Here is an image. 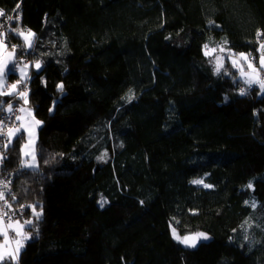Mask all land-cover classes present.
I'll return each instance as SVG.
<instances>
[{"label": "trees", "instance_id": "1", "mask_svg": "<svg viewBox=\"0 0 264 264\" xmlns=\"http://www.w3.org/2000/svg\"><path fill=\"white\" fill-rule=\"evenodd\" d=\"M0 9L13 14L14 61L41 65L25 82L37 167H21L23 132L2 150L22 170L17 202L35 209L13 217L28 236L19 264H264V89L228 58L217 74L209 52L224 45L257 64L264 0ZM21 29L34 34L29 48ZM12 100L22 102L0 95ZM190 233L206 238L192 248L176 238Z\"/></svg>", "mask_w": 264, "mask_h": 264}, {"label": "rangeland", "instance_id": "2", "mask_svg": "<svg viewBox=\"0 0 264 264\" xmlns=\"http://www.w3.org/2000/svg\"><path fill=\"white\" fill-rule=\"evenodd\" d=\"M24 33L23 36H21L23 42L25 43V46L27 48H29L28 46V43L25 41L24 37L25 36H28L29 32L33 33L31 30H25V29H21L19 30L18 33ZM33 39H34V36H30L29 37V41L31 42V45H32V42H33ZM0 40H3L4 42V46L3 47H0V58L3 59V61L5 63L8 64V61L9 60H12L14 58V50H13V47L9 46L7 43H6V40L4 37H0ZM262 43H260L261 45ZM264 44V42H263ZM260 45L257 49V52L260 54L258 56V65L257 64H254L255 63V56L251 55L252 57L249 58L245 53V56L248 57V60L247 61H243V60H239V54L241 53L239 50V52L236 50H232L230 48H228L227 46H224V45H219L218 47H216V51L213 52L215 53L214 55V59L215 57L219 56L220 57V63L223 64L224 61L228 58L230 60V62L232 63V59H237L238 60V63L236 65L237 68L240 69L239 71V76L240 77H244V80L245 79H249L248 77L249 76H252L253 72H251L248 68H247V64L248 63H252L253 66L255 68H259V61H260V56H261V51H260ZM224 48L225 51L224 52H220V48ZM209 51V50H208ZM209 52H212V50H210ZM229 52L235 54L234 56H232L231 58H229ZM39 62V61H24V62H21V63H18V64H21V66L23 64H27L28 67L25 69V72L27 73V75L29 76V69H30V66L32 65L33 68L35 70H38L36 67H35V64ZM243 62H246V64L244 65ZM40 64V62H39ZM233 64V63H232ZM41 66V65H40ZM215 66H217V60L215 59ZM241 68L244 69V72L247 74V75H241ZM40 69V67H39ZM17 73H18V76L19 78L14 80V81H8L7 80V70H6V83L5 82H0V89H2L3 91L5 92H11L12 91V88H11V85L13 84H16L17 81L20 79V70L19 68H17ZM252 73V74H251ZM263 72H259L258 74L256 73V79H262L264 74H262ZM254 79V80H256ZM26 83H23V84H19L17 85V89L16 91H24L27 93L28 91V87L25 85ZM2 96H9V95H2ZM12 97H18V98H21L20 96H16V95H12ZM22 99V102L18 103L16 105V107L19 109H23V111H19L18 115L20 116V120H19V123L20 125L23 124L24 128L27 129V131H23V134H24V138H23V141L21 143V147H20V155H21V160H26L28 161L29 163H32L35 165L34 168L37 167V161H36V155H35V143H36V140L38 138L37 136V131H38V126L40 125V121L34 117L33 113H32V109L31 107L27 104V102H25V100L27 101V95L25 98H21ZM8 104H12V102H9V103H6L4 105V109L5 111H7V105ZM13 106V105H12ZM8 112V111H7ZM39 121V123L37 124L36 122ZM9 128H13V127H10L9 125H3L2 128H0V133H3V135H0V136H3L2 137V141H3V148H6L7 145L9 144V138L7 136V133H8V129ZM29 133H31V135H29ZM15 137V135L11 138V140H13V138ZM27 144L28 147L25 148L24 145ZM23 149V151H22ZM1 150H0V155H1ZM24 152H27L28 155L25 156L24 155ZM33 157H35V159L33 160ZM17 221L19 222V225H22L23 227H18L17 226ZM11 224L12 227H8V225ZM25 224L22 220L20 219H12L7 225H5V223L3 222V225H2V228H3V231L0 232V251H4L5 253H11L12 255H15V259L12 258V255H5V258L7 260V263L5 264H14L15 262H17V257L19 255V252L21 250V248L23 247V244H24V241L26 239H23L22 236H27L26 233H25ZM8 230H11L14 232V234L17 235L16 239L14 240V242L12 243L11 240L8 238L7 236V231ZM21 233V235H18L17 233ZM187 235V234H186ZM185 235H176V238L179 242L182 243V239ZM28 237V236H27ZM17 241L20 242V244L22 245V247H20V250L19 252L16 251L17 249ZM183 244V243H182ZM3 259V260H4ZM3 260H0V262H2Z\"/></svg>", "mask_w": 264, "mask_h": 264}, {"label": "snow or ice", "instance_id": "3", "mask_svg": "<svg viewBox=\"0 0 264 264\" xmlns=\"http://www.w3.org/2000/svg\"><path fill=\"white\" fill-rule=\"evenodd\" d=\"M0 15H3V11H2V10H0ZM9 19H11V17H9ZM19 35L23 36L24 33L21 32V33H19ZM30 36H34V34L31 33V32H29L28 36H25V37H24V39H25V41L28 43V46H29V47L32 46V45H31V42L29 41V37H30ZM3 46H4V42H3V40H0V47H3ZM204 47H205V49H207V48H208V45H205ZM215 51H216V49L213 48V49H212V52H215ZM224 51H225V49L221 47V48H220V52H224ZM260 51H261V56H260V61H259V68H258V69L255 68V67L253 66L252 63H248V64H247V68H248L251 72H253V73L264 72V44H261V45H260ZM205 55H209V53L206 51V52H205ZM234 55H235V54L229 52V58H231V57L234 56ZM215 59L217 60V66H216V68H215V71L217 72V74H219L220 71H221V68L223 67V65L220 63V57H219V56L215 57ZM239 60L247 61V60H248V57L245 56L244 53H240V54H239ZM232 63H233V66H236L237 63H238V60H237V59H232ZM27 67H28L27 64H23V65L21 66V64L16 63L14 60L11 62V67H9V64L5 63V62L3 61V59L0 58V82H5V83H6V70H7V73H14L15 70H16L17 68H19V70H20V74H21V75H20V79L17 81V83L11 85L12 91H11V92H5V91H3L2 89H0V95H16V96H20L21 98H25V97H26V95H27L26 92H24V91H19V92H18V91H16V89H17V85L25 83V82L30 78V77H28L27 73L25 72V69H26ZM35 67H36L37 69H39V67H40L39 62H37V63L35 64ZM241 75H242V76H243V75H247V74L244 72V69H243V68H241ZM244 82H245L246 84H248V85H252L253 83H259V84H260V87H261L262 89H264V79H256V80H253V79H245ZM57 87H58V89L62 90L63 85L61 84V85H58ZM240 93H241L242 95L245 94V89L241 88V89H240ZM25 102H27V101L25 100ZM3 105H4V102H3V101H0V112H2V111L5 110L4 107H3ZM7 111H8L9 113H12V112H13V106H12V104H8V105H7ZM18 111H23V109H19ZM13 114H14V113H13ZM14 115H15V114H14ZM15 119H16L17 121H19L21 118H20L19 115H15ZM36 123L38 124L39 121H37ZM2 127H3V124L0 123V128H2ZM23 131H27V129L24 128L23 124H21L19 127L9 128V129H8V133H7V136H8V138H9V143L11 142V138H12L14 135L17 136V139H22V138H23V137H22V132H23ZM18 134H19V135H18ZM0 135H3V133H0ZM29 135H31V133H29ZM24 147L27 148L28 145L25 144ZM22 151H23V149H22ZM24 155L27 156L28 153H27V152H24ZM0 159H2V157H0ZM34 159H35V157H33V160H34ZM20 164H21V167H22V168H23V167H27V168H34V167H35L34 164L29 163V162L26 161V160H21V161H20ZM193 183H198V184H199V183H203V182H202L201 180H196V181H193ZM0 185H4V187L7 188V185H6L3 181H0ZM204 186H205V187H210L209 185H204ZM248 187H249V188L252 187L251 182L249 183ZM4 198H5V192H4L3 190H0V200H4ZM13 199H15V198L13 197ZM252 206L254 207L255 205L253 204ZM9 207H10V206H9ZM33 211H35L34 208H33ZM4 215H7V213H4ZM37 215H38V214H37ZM25 223H27V224H31V221H26ZM2 225H3V217L0 216V232L3 231ZM17 226H18V227H23L22 225H19V222H18V221H17ZM8 227H12V225L9 224ZM17 234H18V235H21V233H19V232H18ZM197 237H204V234H203V233H199V234H197ZM197 237H185L184 240H183V242L188 243L190 240H193V241H194ZM22 238H23V239H28L27 236H22ZM204 238H206V237H204ZM193 246H194V244H193ZM20 247H22V245L20 244L19 241H17V249H16L17 252H19ZM6 254H7V255H12L11 253H5L4 251H0V260H3V259L5 258V255H6ZM12 258L15 259V258H16L15 255H12Z\"/></svg>", "mask_w": 264, "mask_h": 264}, {"label": "built area", "instance_id": "4", "mask_svg": "<svg viewBox=\"0 0 264 264\" xmlns=\"http://www.w3.org/2000/svg\"><path fill=\"white\" fill-rule=\"evenodd\" d=\"M2 10V9H0ZM3 15H0V32H4L10 25L11 20L13 18V14H8L4 10ZM11 17V19H9ZM5 40L9 42V44L13 47H17L18 44L14 42H10L9 35L6 34ZM4 113H9L7 111H2ZM18 115V110L17 112L13 110L11 115L13 117L11 118V121H6L4 119H0V123H2L4 126L9 125L10 127H18L19 126V121L15 119V115ZM2 137L0 136V150H3V141ZM0 157V181H3L6 185L7 188L4 187V185H0V190H3L5 192V198L4 200H0V216L3 217V222L7 224L11 219H13L14 216L20 215L19 217L25 218V214L27 213L28 216H32L34 211L32 206H27L25 203H18L17 202V197L14 194V181L16 177L20 174V168H14L10 167L5 164V159L3 155V151L1 152ZM13 197L15 199H13ZM10 206V207H9ZM4 213H7V215H4ZM18 217V219H20ZM7 235L11 241H14L17 237L16 234H14L11 230L7 231ZM18 262V261H17ZM18 264V263H17Z\"/></svg>", "mask_w": 264, "mask_h": 264}, {"label": "bare ground", "instance_id": "5", "mask_svg": "<svg viewBox=\"0 0 264 264\" xmlns=\"http://www.w3.org/2000/svg\"><path fill=\"white\" fill-rule=\"evenodd\" d=\"M10 26V25H9ZM9 28V27H8ZM7 28V29H8ZM6 34H7V31L5 30L4 32H0V37H4L5 38V36H6ZM8 35V34H7ZM6 43L8 44L9 42L8 41H6ZM9 46H11L10 44H8ZM11 47H13V46H11ZM13 49H14V47H13ZM24 61H31V60H23L22 58H21V60H20V62L19 63H21V62H24ZM32 66V65H31ZM11 82V81H10ZM12 95H9V97H11ZM14 98H17V97H14ZM5 105V104H4ZM4 105H3V107H4ZM12 105H13V110L14 111H16L17 112V110H18V108L16 107V105H17V103H15V101L14 100H12ZM19 112V111H18ZM13 117V115H11L10 113H4V112H0V119H4V120H6V121H11V118ZM19 126H20V123H19ZM18 126V127H19ZM22 170H20V172H21ZM14 219V218H13ZM12 220V219H11ZM10 220V221H11ZM21 220V219H20ZM9 221V222H10ZM8 222V223H9ZM7 223V224H8ZM7 224H5V225H7ZM13 232V231H12ZM14 233V232H13ZM190 234H196L197 235V233H190ZM8 236V235H7ZM9 238V237H8ZM200 240H201V237H198ZM12 243L14 242V241H11ZM17 260H18V257H17ZM18 262H15L14 264H17ZM0 264H5V263H2V262H0ZM19 264V263H18Z\"/></svg>", "mask_w": 264, "mask_h": 264}, {"label": "water", "instance_id": "6", "mask_svg": "<svg viewBox=\"0 0 264 264\" xmlns=\"http://www.w3.org/2000/svg\"><path fill=\"white\" fill-rule=\"evenodd\" d=\"M185 237H197V235L196 234H187V235H185L184 237H183V239H182V243L185 245V246H187V247H195L198 243H199V241H200V239L197 237L194 241L193 240H190L188 243H185V242H183V240H184V238ZM193 244H194V246H193Z\"/></svg>", "mask_w": 264, "mask_h": 264}, {"label": "crops", "instance_id": "7", "mask_svg": "<svg viewBox=\"0 0 264 264\" xmlns=\"http://www.w3.org/2000/svg\"><path fill=\"white\" fill-rule=\"evenodd\" d=\"M33 41H34V39H33ZM32 44H33V42H32ZM14 59H15V53H14V58H13L12 60H9V61H8L9 66H10L11 62H12ZM16 70H17V69H16ZM16 70H15V71H16ZM16 73H17V71H16ZM17 74H18V73H17ZM251 74H252V73H251ZM257 74H258V73H257ZM28 77H29V76H28ZM18 78H19V76H18ZM248 78H249V79H253V80L256 79V73H253L252 76H249ZM38 127H39V126H38ZM15 136H16V135H15ZM0 237H1V236H0ZM5 260H6V259H4V260L2 261V263H5Z\"/></svg>", "mask_w": 264, "mask_h": 264}]
</instances>
